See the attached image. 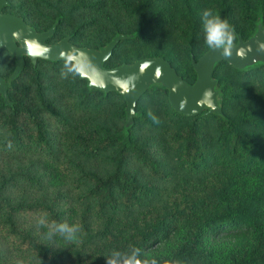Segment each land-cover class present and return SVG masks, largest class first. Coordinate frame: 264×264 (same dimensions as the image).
I'll use <instances>...</instances> for the list:
<instances>
[{
  "label": "trees",
  "instance_id": "16d2710c",
  "mask_svg": "<svg viewBox=\"0 0 264 264\" xmlns=\"http://www.w3.org/2000/svg\"><path fill=\"white\" fill-rule=\"evenodd\" d=\"M7 1L39 33L58 23L50 44L100 50L130 35L106 68L160 57L192 84L193 58L212 49L204 10L229 22L234 42L264 24V0ZM0 56V264H106L134 248L158 264H264V66H217L222 114L183 116L154 86L126 135L124 97L90 89L73 63L25 58L13 79L17 58ZM41 217L79 226V241L49 239Z\"/></svg>",
  "mask_w": 264,
  "mask_h": 264
},
{
  "label": "water",
  "instance_id": "95a60500",
  "mask_svg": "<svg viewBox=\"0 0 264 264\" xmlns=\"http://www.w3.org/2000/svg\"><path fill=\"white\" fill-rule=\"evenodd\" d=\"M7 0H0V53L10 52L17 58L18 65L11 78L18 77L24 69L25 58L36 66L39 60L50 62L66 61L73 63L81 80H87L90 89L118 93L124 97L127 106V127L134 124L137 106L141 98L154 86L168 91L171 107L186 117H196L208 110L209 114H222L221 94L218 80L214 79L217 66L226 62L239 70L264 66V24H258L256 32L248 39L238 37L230 55L223 50L212 48L198 61L193 58L196 82L190 84L181 77L172 64L160 57L145 58L128 65L106 68L115 48L130 35H118L105 48L100 50L81 48L71 43L67 37L56 43H48L55 36L58 23L47 32L39 33L25 20L15 14L4 12ZM1 61V57H0ZM129 83H125L129 80ZM127 89V90H125ZM7 84L0 74V92L8 100ZM210 95L205 96V93Z\"/></svg>",
  "mask_w": 264,
  "mask_h": 264
},
{
  "label": "clouds",
  "instance_id": "9594fccd",
  "mask_svg": "<svg viewBox=\"0 0 264 264\" xmlns=\"http://www.w3.org/2000/svg\"><path fill=\"white\" fill-rule=\"evenodd\" d=\"M202 24L205 32V43L210 48H219L223 50L224 55H230L233 47L235 35L234 30L227 20L221 19L218 15H214L211 9H206L202 13ZM223 39H217L218 36ZM260 49L264 50V44L260 45ZM67 66V65H66ZM126 80L125 83H129ZM127 90V89H125ZM210 95V92L205 93V96ZM150 118L154 122H159L158 118L152 113H149ZM38 227L47 228V237H61L69 243H77L80 239V228L76 225H68L67 223H49L46 217H41L37 220ZM106 264H158L156 259H141V250L134 248L130 253L122 254L119 251H114L106 259Z\"/></svg>",
  "mask_w": 264,
  "mask_h": 264
},
{
  "label": "rangeland",
  "instance_id": "374dc122",
  "mask_svg": "<svg viewBox=\"0 0 264 264\" xmlns=\"http://www.w3.org/2000/svg\"><path fill=\"white\" fill-rule=\"evenodd\" d=\"M25 3H27V5H25L24 6V8L25 9H28V10H31V9H36L37 7H38V5H36V3H34L33 1H30V0H23ZM73 1H75V0H62V5H64V6H68V5H70ZM36 5V6H35ZM32 27V26H31ZM32 28H34V27H32ZM35 29V28H34ZM36 30V29H35ZM37 31V30H36ZM49 31V30H48ZM38 32V31H37ZM45 32H47V31H45ZM43 33V32H42ZM67 38V37H66ZM233 44H237V42H234ZM166 45V44H165ZM160 45H158V47H159ZM82 48H88V47H82ZM90 49V48H89ZM102 49V48H101ZM1 57V56H0ZM18 65V64H17ZM131 65V64H130ZM16 68H17V66H16ZM16 68H15V70H16ZM15 72V71H14ZM14 72H13V74H14ZM12 74V75H13ZM214 79H216V80H218L217 78H215L214 77ZM196 82V81H195ZM194 82V83H195ZM219 82V81H218ZM189 83V82H188ZM193 83V84H194ZM190 84H192V83H190ZM137 114H139L138 112H137ZM134 124H135V119H134ZM126 127H127V123H126V125H125V127H124V129H123V132L127 135V130H126ZM60 135H64V131L62 130V129H60ZM2 158V154L0 153V159ZM0 168H2V163H1V160H0ZM1 170V169H0ZM218 243V245L220 246V248L221 249H223V250H229V249H232L233 247H234V241L233 240H229V239H224V238H220L219 239V241L217 242Z\"/></svg>",
  "mask_w": 264,
  "mask_h": 264
}]
</instances>
